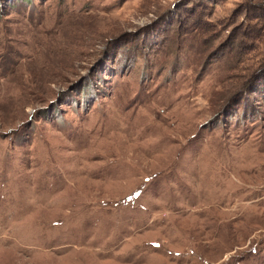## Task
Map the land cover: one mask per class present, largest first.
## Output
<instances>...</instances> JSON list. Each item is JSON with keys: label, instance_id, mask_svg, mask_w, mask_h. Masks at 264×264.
Segmentation results:
<instances>
[{"label": "rangeland", "instance_id": "obj_1", "mask_svg": "<svg viewBox=\"0 0 264 264\" xmlns=\"http://www.w3.org/2000/svg\"><path fill=\"white\" fill-rule=\"evenodd\" d=\"M0 264H264V0H0Z\"/></svg>", "mask_w": 264, "mask_h": 264}]
</instances>
